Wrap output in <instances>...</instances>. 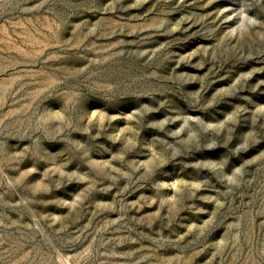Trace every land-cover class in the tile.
I'll list each match as a JSON object with an SVG mask.
<instances>
[{"label": "rangeland", "instance_id": "1", "mask_svg": "<svg viewBox=\"0 0 264 264\" xmlns=\"http://www.w3.org/2000/svg\"><path fill=\"white\" fill-rule=\"evenodd\" d=\"M0 264H264V0H0Z\"/></svg>", "mask_w": 264, "mask_h": 264}]
</instances>
